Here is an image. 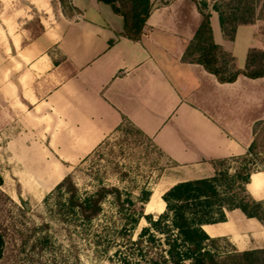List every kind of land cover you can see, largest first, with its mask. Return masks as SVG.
<instances>
[{"label":"crops","instance_id":"1","mask_svg":"<svg viewBox=\"0 0 264 264\" xmlns=\"http://www.w3.org/2000/svg\"><path fill=\"white\" fill-rule=\"evenodd\" d=\"M216 1L149 0L133 41L122 35V18L96 0H68L64 10L59 0H0V111L9 119L0 116V130L12 126L15 142L26 139L33 150L73 163L127 122L184 170L171 186L211 177L215 161L246 153L264 121V75L219 83L182 61L199 10L209 13L214 43L231 56L229 45L247 37L244 62L233 56L238 69L250 49L264 51L263 21L239 26L232 42L223 38ZM245 190L264 201V171L252 173ZM225 216L202 226L211 239L237 251L264 246L260 222L237 209Z\"/></svg>","mask_w":264,"mask_h":264},{"label":"rangeland","instance_id":"2","mask_svg":"<svg viewBox=\"0 0 264 264\" xmlns=\"http://www.w3.org/2000/svg\"><path fill=\"white\" fill-rule=\"evenodd\" d=\"M248 45L245 35L229 45L238 64L244 62ZM6 114L4 109L0 111L1 118L8 121ZM13 132L12 126L0 130V264H124L123 256L131 252L134 257L127 258L129 264H151V253L141 258L135 247H125L119 238L123 221L111 197L102 202L99 216L86 223L68 213L67 194L56 187L69 174L80 196L103 185L116 187L134 199L146 188L152 196L144 211L157 214L164 211L162 194L183 176L182 168L127 122L73 163L33 150L26 139L15 142L10 136ZM10 141L14 144L9 145ZM256 163L255 169L264 171V155L256 158ZM236 166L229 163V171ZM146 226L141 219L132 240ZM232 251L237 249L225 239L213 248L218 255Z\"/></svg>","mask_w":264,"mask_h":264},{"label":"trees","instance_id":"3","mask_svg":"<svg viewBox=\"0 0 264 264\" xmlns=\"http://www.w3.org/2000/svg\"><path fill=\"white\" fill-rule=\"evenodd\" d=\"M96 1L108 5L122 18L124 37L133 41L140 39L151 10L149 0ZM59 2L63 10L68 8V0ZM212 9L218 15L223 38L229 42L234 40L239 26L264 22V0H217ZM199 14V26L185 48L182 61L200 65L219 83H233L239 76L262 78L264 51L250 49L243 69H238L234 57L214 43L209 13L199 10ZM262 155L264 121L255 126L253 140L244 155L215 161V172L209 178L179 182L169 187L161 196L165 207L159 215L145 214L144 208L151 195V190L146 188L140 189L134 199L116 187L103 185L90 194L80 196L69 174L56 188L59 191L64 189L67 194L65 207L68 213L86 223L99 216L102 202L111 197L123 221L118 232L119 238L125 247H135L141 258L151 253V264H264V246L218 255L213 252L218 240L211 239L202 229L203 225L225 222V213L235 209L246 218L257 220L264 227V201L254 200L245 190L250 175L263 172L255 169L256 158ZM229 163L237 164L233 172L228 169ZM141 219L146 221L147 226L132 240V233ZM1 253L0 237V258ZM133 253L123 256L124 264H129L127 258L134 257Z\"/></svg>","mask_w":264,"mask_h":264},{"label":"water","instance_id":"4","mask_svg":"<svg viewBox=\"0 0 264 264\" xmlns=\"http://www.w3.org/2000/svg\"><path fill=\"white\" fill-rule=\"evenodd\" d=\"M151 196H152V194L150 195L149 200H148V202H147L146 204H149V202H150V200H151ZM162 213H163V212H162ZM145 214H153V213H145ZM159 214H161V213H157L156 215H159Z\"/></svg>","mask_w":264,"mask_h":264},{"label":"bare ground","instance_id":"5","mask_svg":"<svg viewBox=\"0 0 264 264\" xmlns=\"http://www.w3.org/2000/svg\"><path fill=\"white\" fill-rule=\"evenodd\" d=\"M149 209V208H148ZM160 211L159 212H161V210H162V207L161 206H159V208H158Z\"/></svg>","mask_w":264,"mask_h":264}]
</instances>
